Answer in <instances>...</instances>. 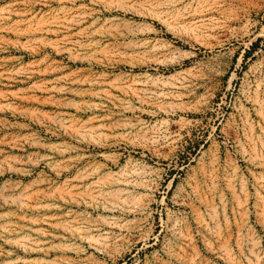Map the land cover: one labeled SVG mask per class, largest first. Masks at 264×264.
<instances>
[{"label": "rangeland", "instance_id": "obj_1", "mask_svg": "<svg viewBox=\"0 0 264 264\" xmlns=\"http://www.w3.org/2000/svg\"><path fill=\"white\" fill-rule=\"evenodd\" d=\"M0 264H264V0H0Z\"/></svg>", "mask_w": 264, "mask_h": 264}, {"label": "trees", "instance_id": "obj_2", "mask_svg": "<svg viewBox=\"0 0 264 264\" xmlns=\"http://www.w3.org/2000/svg\"><path fill=\"white\" fill-rule=\"evenodd\" d=\"M254 46H256V44H255V45H254V44H253V45H251V47H252V48H251V50H253V49H254Z\"/></svg>", "mask_w": 264, "mask_h": 264}]
</instances>
